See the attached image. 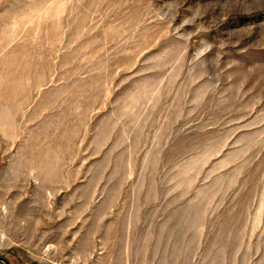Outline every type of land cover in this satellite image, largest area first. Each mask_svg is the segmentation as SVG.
<instances>
[{"label":"rangeland","instance_id":"374dc122","mask_svg":"<svg viewBox=\"0 0 264 264\" xmlns=\"http://www.w3.org/2000/svg\"><path fill=\"white\" fill-rule=\"evenodd\" d=\"M0 258L264 264V0H0Z\"/></svg>","mask_w":264,"mask_h":264},{"label":"water","instance_id":"95a60500","mask_svg":"<svg viewBox=\"0 0 264 264\" xmlns=\"http://www.w3.org/2000/svg\"><path fill=\"white\" fill-rule=\"evenodd\" d=\"M0 261L3 263V264H8L6 261H4L3 259L0 258Z\"/></svg>","mask_w":264,"mask_h":264}]
</instances>
